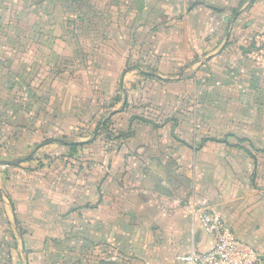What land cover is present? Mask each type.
<instances>
[{
  "label": "crops",
  "instance_id": "crops-1",
  "mask_svg": "<svg viewBox=\"0 0 264 264\" xmlns=\"http://www.w3.org/2000/svg\"><path fill=\"white\" fill-rule=\"evenodd\" d=\"M262 38L264 0H0V264H178L204 215L264 256Z\"/></svg>",
  "mask_w": 264,
  "mask_h": 264
},
{
  "label": "built area",
  "instance_id": "built-area-1",
  "mask_svg": "<svg viewBox=\"0 0 264 264\" xmlns=\"http://www.w3.org/2000/svg\"><path fill=\"white\" fill-rule=\"evenodd\" d=\"M252 53L264 62V38L255 44ZM208 228L214 231L212 245L203 251L191 250L179 254L178 264H264V256L254 246L239 238L216 218L204 215Z\"/></svg>",
  "mask_w": 264,
  "mask_h": 264
},
{
  "label": "trees",
  "instance_id": "trees-1",
  "mask_svg": "<svg viewBox=\"0 0 264 264\" xmlns=\"http://www.w3.org/2000/svg\"><path fill=\"white\" fill-rule=\"evenodd\" d=\"M76 149H77V146L76 145L69 146L68 155L69 156H72L76 152ZM44 160H50V158L45 157Z\"/></svg>",
  "mask_w": 264,
  "mask_h": 264
}]
</instances>
